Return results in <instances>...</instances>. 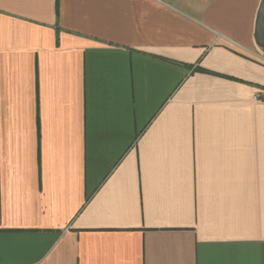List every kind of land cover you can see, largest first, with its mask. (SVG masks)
Instances as JSON below:
<instances>
[{
	"label": "crops",
	"instance_id": "1",
	"mask_svg": "<svg viewBox=\"0 0 264 264\" xmlns=\"http://www.w3.org/2000/svg\"><path fill=\"white\" fill-rule=\"evenodd\" d=\"M260 1L0 0V264H264Z\"/></svg>",
	"mask_w": 264,
	"mask_h": 264
},
{
	"label": "water",
	"instance_id": "2",
	"mask_svg": "<svg viewBox=\"0 0 264 264\" xmlns=\"http://www.w3.org/2000/svg\"><path fill=\"white\" fill-rule=\"evenodd\" d=\"M255 43L264 51V0H261L255 18L254 25Z\"/></svg>",
	"mask_w": 264,
	"mask_h": 264
},
{
	"label": "built area",
	"instance_id": "3",
	"mask_svg": "<svg viewBox=\"0 0 264 264\" xmlns=\"http://www.w3.org/2000/svg\"><path fill=\"white\" fill-rule=\"evenodd\" d=\"M155 1L163 2V3L167 2V0H155ZM253 99L256 100V99H257V96L254 95V96H253ZM262 100L264 101V94H263Z\"/></svg>",
	"mask_w": 264,
	"mask_h": 264
}]
</instances>
